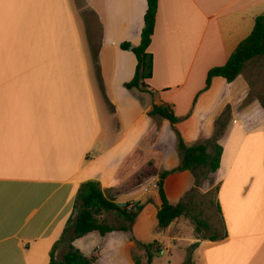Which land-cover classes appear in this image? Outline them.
Returning a JSON list of instances; mask_svg holds the SVG:
<instances>
[{"label":"crops","instance_id":"crops-1","mask_svg":"<svg viewBox=\"0 0 264 264\" xmlns=\"http://www.w3.org/2000/svg\"><path fill=\"white\" fill-rule=\"evenodd\" d=\"M147 10V0H0V264H50L89 181L117 204L143 209L132 233L95 232L74 246L98 256L95 264H136V254L148 264L134 240L152 243L151 222L162 207L154 186L181 164L177 132L188 146L217 140L223 147L210 178L224 232L219 241L197 242L196 262L264 264V107L259 100L245 105L251 63L235 82L215 78L204 91L209 71L252 34L264 0H159L150 92L128 90ZM87 13L100 28L98 67ZM162 104L180 118L175 128L149 116ZM157 120L163 171L151 179L141 176L137 156ZM187 173V192L196 186L192 172L170 174L168 200L167 185H180ZM151 184L155 196L144 199Z\"/></svg>","mask_w":264,"mask_h":264},{"label":"trees","instance_id":"trees-1","mask_svg":"<svg viewBox=\"0 0 264 264\" xmlns=\"http://www.w3.org/2000/svg\"><path fill=\"white\" fill-rule=\"evenodd\" d=\"M147 1L148 10L145 15L142 41L140 46L132 48L138 59L136 74L134 79L125 85L128 90L137 89L141 92H150V87L147 85L146 80L150 79L153 74V56L148 50L155 33L159 8V0ZM131 47L130 43L122 45L124 50H130ZM93 55L94 63L98 67V52L94 51ZM261 58H264V15L256 19L252 34L239 44L228 62L224 66L215 67L209 71L204 91L210 89L212 81L215 78H224L228 83L235 82L244 73L248 63ZM149 116L167 120L174 128L181 121L176 116L174 109L164 104L155 105L149 112ZM177 136L181 164L175 170L163 173L160 177L158 190L162 199V207L157 215L158 229L166 231L173 227L179 219L184 217L191 218L194 221L199 234L201 228L209 229L210 226L206 222L201 221L197 216L191 214V205L186 197L180 203L172 205L165 194L164 180L170 174L189 171L196 176V186H199L198 171L201 170L202 175L207 179L211 174H215L220 169L223 147L218 144L217 140L210 141L206 145L188 146L178 132ZM209 147H212V154L208 153ZM218 190L219 188L217 189V194ZM129 207L131 205L127 204L126 208H121L115 199L108 198L99 182L89 181L83 183L78 190L73 213L66 224L60 240L53 246L50 254V264H95L99 257H86L74 246L75 241L95 232H98L102 236L113 232L132 233L135 221L143 207L140 205H135L131 209ZM112 215H114V218H111ZM204 240L216 242L220 239L218 236H211ZM134 241L139 248L146 252L148 264H152L154 258L162 252L158 248L159 243L157 241L148 244ZM198 247V243L192 245L183 264H195L192 257L193 250H196ZM60 250H64V253L61 257H58V251ZM136 264H141L138 259L136 260Z\"/></svg>","mask_w":264,"mask_h":264},{"label":"rangeland","instance_id":"rangeland-1","mask_svg":"<svg viewBox=\"0 0 264 264\" xmlns=\"http://www.w3.org/2000/svg\"><path fill=\"white\" fill-rule=\"evenodd\" d=\"M87 15L88 20L93 25L95 44L92 45V48L94 52L96 51L94 47H97L100 28L97 24L95 16L88 13ZM246 77L250 85L251 93L245 105L252 101L259 100L261 105L264 107V58L251 62L250 67L246 71ZM242 109H244V107H242ZM161 130L162 125L157 120L155 126L156 132L154 131L152 138L143 145L142 152L137 156V167L140 168L142 177L144 175H150L149 177L153 179L152 174L154 171L159 172L160 174L163 171V159L161 154L163 145H161L157 140V133H160ZM154 140H156V142H154ZM197 175L199 186H194L190 192H187L192 178L190 173L185 174L180 185L176 186L168 184L166 190L170 203L174 205L180 202L179 198L181 196H186L191 205V214H193V216H197L201 221L206 222L210 228H201L200 233L198 234L197 225L194 221L191 218L183 217L179 219L170 229L161 231L158 229V220H153V222H151L149 232L151 236L148 240L149 242H153L155 240L159 241L158 248L162 250V252L154 258L155 264H183L187 259L188 252L192 248V245L198 241H203L205 238H210L211 236H222L224 232V226L221 221L220 213L217 209L218 186L210 178V176L206 179L202 175L201 170L198 171ZM154 187L151 184L148 187L150 188V192H146V189L144 190V192L147 193L144 199H149L155 196V192L157 190L154 189ZM145 206H147V204H145ZM198 244L200 245V243ZM198 252V248L193 250L192 257L195 264L201 263L200 260H197L196 262ZM63 253L64 250L58 251V257H61ZM135 259L142 261L143 256L140 257L136 254Z\"/></svg>","mask_w":264,"mask_h":264},{"label":"water","instance_id":"water-1","mask_svg":"<svg viewBox=\"0 0 264 264\" xmlns=\"http://www.w3.org/2000/svg\"><path fill=\"white\" fill-rule=\"evenodd\" d=\"M118 205H119V207H121V208H125V207H126V204H125V203H119Z\"/></svg>","mask_w":264,"mask_h":264},{"label":"built area","instance_id":"built-area-1","mask_svg":"<svg viewBox=\"0 0 264 264\" xmlns=\"http://www.w3.org/2000/svg\"><path fill=\"white\" fill-rule=\"evenodd\" d=\"M156 188H158V185L157 186H155ZM129 209H131V208H129Z\"/></svg>","mask_w":264,"mask_h":264}]
</instances>
